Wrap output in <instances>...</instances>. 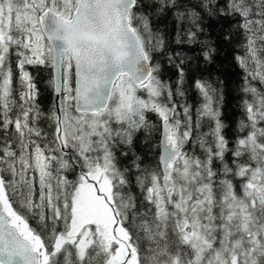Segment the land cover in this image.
I'll return each mask as SVG.
<instances>
[{"label": "snow or ice", "instance_id": "obj_1", "mask_svg": "<svg viewBox=\"0 0 264 264\" xmlns=\"http://www.w3.org/2000/svg\"><path fill=\"white\" fill-rule=\"evenodd\" d=\"M206 18L242 34L232 141L223 81L195 79L194 108L170 47L211 63ZM0 264H264V0H0Z\"/></svg>", "mask_w": 264, "mask_h": 264}, {"label": "trees", "instance_id": "obj_2", "mask_svg": "<svg viewBox=\"0 0 264 264\" xmlns=\"http://www.w3.org/2000/svg\"><path fill=\"white\" fill-rule=\"evenodd\" d=\"M239 18L237 17V20ZM235 21L231 19H215V18H206L203 25L205 31L200 35L201 40H209L213 42L216 52L213 55L211 63H206L203 59V56L200 52V45H183L177 47L175 44H170L171 48L176 50H181L186 53L188 56L192 57V60L187 65L186 78L184 83V89L186 91V100L189 104L195 106L198 105L200 101L199 94L193 86L195 79L199 78H208L214 82L223 81V84L220 85L223 91V101L221 105L222 119L227 125L225 128L226 137L232 141L236 136V124L237 121L241 118L242 110L240 108V100L243 93L240 92V88L243 85V70L238 66L236 60L234 59L235 55H243V49L237 47L241 43L242 34L240 31L235 30L232 32V39L226 41L224 39V34L227 29ZM155 25H158L162 29H166L168 37L170 40H173L175 37V23L172 19V14L155 22ZM157 60H160L164 64L163 71L161 73V78L165 81H168L173 90L176 88V74L175 70L168 67L167 64L160 58L156 57ZM13 69L15 75H18V72H15V65L13 64ZM36 78L37 86L40 90V95L38 96V103L41 107V110H47L52 103V90L49 87V80L51 79L52 73L48 69H41L37 71L35 68L29 66L28 69ZM258 87L259 82L253 81ZM15 87V81H14ZM18 98V97H17ZM178 102H183L179 97L175 98ZM147 119L149 121L158 122V117L154 113H147ZM48 122L43 121L41 127L44 131H49L47 126ZM209 130L208 122L205 121L202 127L203 132ZM137 150L140 151V141L137 140ZM190 149L192 145L188 146ZM196 153L200 154L199 147L195 149ZM119 155V153H117ZM130 159V158H129ZM121 164L127 165L129 162L126 159L121 158ZM138 191V190H137Z\"/></svg>", "mask_w": 264, "mask_h": 264}]
</instances>
